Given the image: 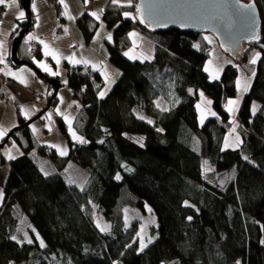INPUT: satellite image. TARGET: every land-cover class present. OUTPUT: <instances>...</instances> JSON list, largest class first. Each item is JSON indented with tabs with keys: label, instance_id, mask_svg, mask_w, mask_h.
<instances>
[{
	"label": "trees",
	"instance_id": "1",
	"mask_svg": "<svg viewBox=\"0 0 264 264\" xmlns=\"http://www.w3.org/2000/svg\"><path fill=\"white\" fill-rule=\"evenodd\" d=\"M251 1L262 17L259 39L245 42L244 50L233 56L236 64H228L218 80L204 69L209 59L205 34L150 29L140 22L135 4L110 2L104 8L102 20L112 30L106 45L120 76L101 98L106 86L102 74L84 66L68 72L73 97L81 103L74 128L88 141L71 140L59 118L71 144L68 156L40 145L28 125L12 131L11 139L22 145L24 154L10 162L4 185L0 264H264V0ZM124 12L132 16L126 18ZM78 21L90 42L99 20L86 13ZM33 24V19L21 22L13 38L21 27ZM134 30L157 42L151 59L124 55ZM25 40L20 53L23 46L37 53ZM254 50L260 58L253 65ZM238 64L253 80L233 122L225 105L238 93ZM200 90L209 95L216 113L203 125L197 107ZM58 99L57 95L51 107ZM158 100L167 107L158 108ZM137 109L155 123L140 119ZM21 121V126L27 122ZM236 123L241 144L225 149ZM134 134L145 138L144 146L127 136ZM35 148L49 155L59 174L44 175L32 155ZM205 161L216 169L215 184L206 177ZM71 162L88 172L82 186L69 183L63 172ZM93 204L111 224L109 232L96 226ZM126 205L142 212L150 206L156 215L153 242L143 251L138 225L126 228ZM24 218L32 228L31 244L18 237Z\"/></svg>",
	"mask_w": 264,
	"mask_h": 264
},
{
	"label": "crops",
	"instance_id": "2",
	"mask_svg": "<svg viewBox=\"0 0 264 264\" xmlns=\"http://www.w3.org/2000/svg\"><path fill=\"white\" fill-rule=\"evenodd\" d=\"M60 3V0H57V3L55 1L50 0H35L36 7L39 14V26L37 27V20L36 15L37 13L33 12L31 10V14L27 13L19 0H17L18 8L16 9H10L6 5H0V39L6 41V50H7V56L5 58L7 68H5L4 64H0V68H5V71H12L17 74L19 73V69H28L30 71H25L23 73V76L27 79V84L21 83L18 79H16L13 76L5 75L4 72H0V127L6 130V135L3 136V138H0V142H2L6 136L15 129L16 126H21L22 121L21 120H31L34 117L37 116L38 112H40L41 109L44 108L46 105V102L48 100V95L51 93V84L47 77L41 76L39 72L43 73V75H47L50 77H58L59 79L65 77H69L68 72L72 67L77 66H84L87 70L95 71L91 65L85 66L84 64H75L73 65L70 63L67 59H64L63 57L72 56L73 53H75L76 59H88L91 60L92 63L99 65L98 73L102 74V70L104 66H108L107 61L105 64L97 63L98 58L102 55H107L108 59L110 60V52H106L108 50L103 51L104 42L106 45L107 40V34L111 33L112 30H110L104 21H102L103 11L104 8L111 2V0H89V2L86 4L85 0H65V4H67V12L69 15L75 17L74 20L68 19V16L64 15L65 7L64 4H61V7L58 4ZM138 1V0H136ZM132 0V4H135V2ZM137 3V2H136ZM122 4L127 5L126 3ZM23 10L26 13V18L21 21L18 19L19 11ZM102 10V12H101ZM96 11L98 14H100V26L97 29V33L100 34V29L104 28L102 31V34L99 35L97 38V33L93 37V39L90 42H85L84 33L81 31L79 27V19L84 16L86 13L90 14L91 12ZM92 16V15H91ZM95 19V17H93ZM29 19H33V26L31 28V32L28 34H35L39 39L29 41L30 45L33 46V48L37 49V53H32L28 51V48L25 49L24 52L20 53L21 56L26 57L30 56V60L32 65L24 64L23 66H16L13 62H11V42L13 38V33L21 26V22H27ZM65 29H67V32H65ZM135 32L137 33L136 37H130V45L125 50L126 52L130 49H133V51L130 53L131 55H143V56H152L156 52V44L154 40L150 39L147 35L139 32L138 30L131 31L130 33ZM27 39V37L25 38ZM43 40L46 44L50 46V49H55L60 54V63L57 64L56 60L52 58V56H46L45 55V49L44 44H41L39 41ZM133 40H135V47L133 45ZM93 44H95V48L98 49V52L102 53V55H98V58L96 61H93L92 58H94L96 55L94 53H90L93 49ZM107 47V46H106ZM33 56V59H32ZM37 59L44 64L48 65L52 72L59 73L58 75H52L50 72L44 71L41 67L37 65L35 62ZM128 57V56H127ZM140 60V59H137ZM110 62V61H109ZM107 72L109 74H114L116 72H119V69L115 65L108 66ZM34 73V75H33ZM103 76V75H102ZM120 76V75H119ZM118 77V76H117ZM115 77V79L117 78ZM68 81V80H67ZM61 89L58 92L59 99L57 100V103L50 109V112L52 114L51 121L47 119L48 113L46 117H43L41 120L37 119L34 124L30 125V128L33 129V126L38 129L39 131L34 133V137L36 140L40 143L42 146L49 145H59L61 148H63L66 151V155H63L64 157L68 156L70 154V141L68 140L67 136H65V140H67L68 146L63 147L61 144H58L56 141L52 140L48 135L42 136L41 133L43 132H58L60 129L59 127V118L63 119L67 129H68V123L65 121L64 116H69L72 119V127L75 130L76 134L78 136L83 137L81 133H79L74 128V123L77 120L78 112H75L72 108V105L75 104V100L73 97V89L70 88L67 89V91L62 94L63 87H67L64 82L61 85ZM72 93V96H71ZM61 97H63V101L67 102L68 109L61 111L57 106L61 102ZM16 106H20L22 109L27 110L29 112V117H25L24 112L22 111L21 114L18 113L16 110ZM21 109V110H22ZM59 110V112L57 111ZM81 109V108H80ZM60 113H63L61 115ZM71 113H74L72 115ZM49 125L51 127V130H49ZM59 127V128H58ZM33 131V130H32ZM60 131V130H59ZM62 131V130H61ZM68 134L70 138L72 139V135L69 132ZM84 138V137H83ZM58 139L61 140V138L58 136ZM14 142V144H13ZM78 142V141H76ZM79 143V142H78ZM52 148V147H51ZM11 150V154L15 157V159L21 155H23L24 150L22 148V145L11 139L10 143L5 146V148H0V204L4 201V185L9 177V173L11 170V164L10 162L15 160H9L7 158L6 153ZM55 150L60 154V151L55 148ZM62 156V155H61ZM5 160V163L2 161ZM40 164L41 168L46 171L45 166L48 165V163H45L43 160ZM72 162L68 165L71 166ZM56 165V164H55ZM47 167H50L47 166ZM57 167V165H56ZM67 168L63 171L65 172ZM47 172V171H46ZM67 172V171H66ZM50 174H59L58 169H50Z\"/></svg>",
	"mask_w": 264,
	"mask_h": 264
},
{
	"label": "water",
	"instance_id": "3",
	"mask_svg": "<svg viewBox=\"0 0 264 264\" xmlns=\"http://www.w3.org/2000/svg\"><path fill=\"white\" fill-rule=\"evenodd\" d=\"M23 9L31 14V0H19ZM254 4V11L242 6ZM136 5H142L145 26L158 32L173 28L186 32L204 34L211 33L217 37L224 50L236 56L244 50V43L255 34L259 37L262 17L256 3H244L242 0H138ZM167 24L166 27L158 26ZM181 24L186 26L181 27ZM31 32V25L21 27L11 43V62L16 66L32 65L31 61L20 56L21 44ZM54 87L48 95L49 106L61 89L59 78H47ZM37 119V117H36ZM34 120L27 121L30 125ZM24 126H19L21 129ZM15 130V129H14ZM11 138V133L0 145L4 148Z\"/></svg>",
	"mask_w": 264,
	"mask_h": 264
},
{
	"label": "rangeland",
	"instance_id": "4",
	"mask_svg": "<svg viewBox=\"0 0 264 264\" xmlns=\"http://www.w3.org/2000/svg\"><path fill=\"white\" fill-rule=\"evenodd\" d=\"M133 1L135 2V5H136V2L137 1L136 0H133ZM243 2L244 3H250V2H253V1H251V0H244ZM103 29L102 28L100 29L101 32H100L99 35L102 34V32H103L102 30ZM204 34H205L204 37L205 36H208L212 40V43L211 44L208 43V45L206 46V53H207V55H209V57H208L209 59L206 62L205 66H204V69L206 67L208 68V71H206V72L210 75V77H211V75H217L218 74L219 79H220L221 76H222V74H223V72H224V70L228 66V64H232V63L236 64V58L233 57L232 55H230L229 53H227L224 50V48L221 46V44H220V42H219V40H218L217 37L213 36L211 33H208V32H205ZM150 39H152V38H150ZM152 40H154V39H152ZM154 42H155L156 47H157V42L155 40H154ZM94 45L95 44H93V46H92L93 47L92 48L93 50L90 51V53H94L96 55L94 58H92L93 61H96V59L98 58V55H102V53L98 52V49L95 48ZM106 46L107 45H105V42H104L103 51L104 50L105 51L108 50L106 52H109V47L108 46L106 47ZM124 47H122V48H124ZM25 49H26L25 46H23L22 47V52H24ZM257 52L258 51L254 50L252 52V55L251 56L253 57L255 55V53H257ZM146 56H148V55H146ZM150 57H152V56H150ZM25 59H27V58H25ZM32 59H33V56H32ZM35 59H36V61H39L37 59V57H35ZM106 61L108 63V66L114 65L113 62H111L108 59V56L107 55L106 56L105 55H102L101 57H99L97 63H100V64L103 63V64H105ZM209 61H211V63H209ZM108 66L106 65L107 70L109 68ZM237 68L239 69V76H238L237 79H240L241 82H242V84H243V82L245 80H248L250 82V86H251V83H252V80H253L252 76L247 75V72H246L245 68H243L241 65L238 64L237 65ZM94 72H98V69H96ZM103 78H104V76H103ZM59 80L61 81V85H62L63 82L65 83V81L68 80L67 83H66V85H68V86L67 87L64 86L63 87V90L61 92L62 94H64L67 91V89H69V77L63 76V78H61ZM104 81H105V79H104ZM105 84H106V86L102 90L103 91H106V95H107L108 93H110V90L113 88V86L115 84L112 83L110 85V87H109V84L106 81H105ZM70 88H71V86H70ZM237 90H238L237 95L234 96V97H230L229 100H239L238 108H236V110L234 112H229L227 110V108H226V110L229 113H231V117H232V121L233 122L235 121V118L238 115V112H239L238 109L240 108V105H241V103L243 101L242 99L245 96V94H247L250 91V87H249V90L247 92H242L241 89H238V88H237ZM201 93H203V98L200 95ZM71 96H72V93H71ZM208 100L211 101L209 95H207L204 91L200 90L199 91V100L197 101L198 102L197 105H200V107L198 108V112H199V122L201 123V115H202V113H203V115L205 117L204 120H203V123H201L202 125L205 124V122L209 119L210 116H212V115L209 114V111L214 112V109H213V106H212L213 103H211L210 105H208L207 104V101ZM73 101H75V104L72 105V108L74 109L75 112H78L79 113L80 110H81L80 109L81 108V103L79 101H77L76 99L73 100ZM157 103H159V105H160L161 108L167 107V103H164L162 100H158ZM68 105H69V103L67 104V102H65V100H64L63 102H60L57 107L61 111H64V110L68 109ZM51 106H52V104L49 106V101L47 100L46 105L44 106V108L41 109L40 112H38V114L36 116L37 119L38 120L39 119L41 120L43 117H46L47 116V113L50 112V109H52ZM233 107H235V106H233ZM16 110L18 111V113L21 114L22 111L17 106H16ZM136 112H137V115H139L140 117L143 116L144 119H146L147 121L148 120L153 121L152 124L155 123L154 118H152L150 115H147L145 111H140V110L137 109ZM71 114L74 115V113H71ZM36 117H34L31 120H34V122H36V120H37ZM34 122L32 124H34ZM24 125H26V124H24ZM30 125H28V126L30 127ZM17 127H19V126H16L15 129H17ZM59 127H60V125H59ZM236 128H237V123H236L235 131L233 132L232 131L233 128H232L228 132V135H227V138L226 139H227V141L230 144H234L236 142V137L237 136H239L240 141H241V134L239 133V131ZM66 129H67V126H66ZM59 130H58V132H56V135H55V132H50V131L43 132V133H41V135L42 136H47L48 135L52 140L56 141L58 144H61L65 148V147L68 146V143H69L67 140H65V136H64V135L67 136V134H65L63 131H61V129H59ZM12 131H15V130L13 129ZM12 131H10V133H12ZM30 131H32V128H30ZM32 133H33V131H32ZM33 135H34V133H33ZM7 136H6V138H7ZM58 136L61 138V140L58 139ZM127 136L130 139H132L133 141H135L136 143H138L137 141H140L142 139V143H143V146H144V144H145V138L144 137H142L140 135H135V134L134 135H127ZM71 140H73V139H71ZM73 141H75V140H73ZM3 142H5V140L2 141L1 143H3ZM7 144H9V143H7ZM138 144L140 145V143H138ZM52 148H54V147H52ZM32 155L34 157V160L37 163L43 164L41 162L44 160L45 163H48L47 166L50 165V167L45 166V169H46L47 172H50V169H56L57 170V167L55 165L56 163L53 162L49 158V155L48 154L46 156H42L38 152V150H36V148H35L33 150V154ZM58 155H60V154H58ZM3 162L5 163V161H2V163ZM204 166H205V168L207 167V168H210L211 169V171H205L206 172V177H208V180L211 183L215 184V182L217 180L216 179L217 177L215 176V173H216L215 172V170H216L215 167L212 166V165H210L208 162H207V165H204ZM66 171L64 173H66V175L68 176V179L71 180V181H73V183H76V184H78L80 186H82L83 184L86 183V181L88 179V176H89L88 175V172H86L83 168L78 167L74 163H72L71 166H68ZM149 208L151 209V211H149ZM125 210H127V211H125ZM93 211H94L93 214H94V218H95L96 225H97V221L99 220V222L101 223V225L107 224V225H110L111 226V224L109 222L105 221L103 215L99 213L98 206L96 204H93ZM124 213H125V224H126V228L127 229L128 228H132L133 225H135V224L138 225V228H139L138 229V233L140 234V235H138V239L140 241L141 236L144 237V243L147 244V247H145V248H148L151 245V243L153 242V239H152V242L151 243H148V238L149 237L153 238L152 237V233H151L152 232V229H153V227H155V226L158 225V222H157V219H156V215L153 212L152 208L150 206H148V207H146V211L142 212L139 208H136V207H134L132 205H126L124 207ZM29 224H30L29 223V220H27L26 218H24L20 222V228H19L20 230H19V234H18L19 239H21L23 241H26L25 240V235H27V237L32 240V232H31L32 228L31 227L30 228L28 227ZM142 226H143V230H142Z\"/></svg>",
	"mask_w": 264,
	"mask_h": 264
},
{
	"label": "snow or ice",
	"instance_id": "5",
	"mask_svg": "<svg viewBox=\"0 0 264 264\" xmlns=\"http://www.w3.org/2000/svg\"><path fill=\"white\" fill-rule=\"evenodd\" d=\"M89 2V0H85V3L87 4ZM60 3L61 4H64V7H65V12L63 13L64 15L68 16V19L70 20H74L75 17L71 16L68 14L67 12V4H65V0H60ZM111 3L113 5H116V6H123L122 5V0H111ZM123 3H126L128 6H131L132 5V0H123ZM0 5H6L8 8L10 9H16L18 8V3H17V0H0ZM137 12L139 13V19H140V22L141 23H144L145 22V19H144V15H143V11H142V5H137ZM250 11H254V8H255V5L254 4H249V5H245V6H242ZM31 10L35 13H37L36 15V20H37V24L36 26L38 27L39 26V14H38V10H37V7H36V3H35V0H31ZM102 12V10H101ZM90 15H92L93 17H95L96 20H100V14H98L96 11H93L90 13ZM123 15L127 18V17H130L132 16V13H129V12H124ZM26 18V13L21 10L19 11V15H18V19H20L21 21H23L24 19ZM133 19H136L137 17L133 16L132 17ZM158 26H162V27H166L167 24H162V25H158ZM186 25L184 24H181V27H184ZM65 32H67V29H65ZM129 36L130 37H136L137 36V33L135 32H132V33H129ZM99 37V33H97V38ZM39 38L35 35V34H29L27 36V39L25 40V44H28L29 41H33V40H38ZM107 39L109 41L112 40V35L111 33H108L107 34ZM204 39L209 43L211 44L212 43V40L208 37V36H205ZM250 39H253V40H258L259 37L255 34H253ZM41 44H44V49H45V55L46 56H52L53 59L56 60L57 64L60 63V54L55 50V49H50V46L48 44H46L43 40H40L39 41ZM133 45L135 47V40H133ZM194 47L196 48H199L200 45L199 44H196L194 45ZM29 53L31 52V49L29 48L28 49ZM133 51V49H130L129 51L125 52L124 55L125 56H128L129 59L131 60H137V59H151L150 56H143V55H140V56H137V55H131L130 53ZM7 50H6V41L5 40H2L0 39V64H4L5 65V68H7V64H6V61H5V58L7 56ZM64 59H67L70 63H72L73 65L75 64H84L85 66H88V65H91V67L96 70L99 68L98 65L92 63L91 60H88V59H76L75 58V53H73L72 56H68V57H63ZM260 58V53L257 52L255 53V55L253 56V58L250 60V64H256L257 60ZM37 63V65L39 67H41L44 71L46 72H50V74L52 75H58L59 73H56V72H52L50 67L46 64H44L43 62L41 61H35ZM209 63H211V61H209ZM5 68H0V72H4L5 75H9V76H13L15 77L16 79H18L21 83H24V84H27V79L23 76V73L25 71H30L28 69H19V73L20 74H17L15 72H12V71H5ZM205 71H208V68L206 67L205 68ZM34 75V73H33ZM102 75L104 76V79L105 81L109 84V87L112 83H115V77L119 76L120 73L119 72H116L114 74H109L107 72V68L106 66H104L103 70H102ZM255 75V72H253V76ZM211 78L212 79H219V76L218 74L217 75H211ZM67 83V81H65V84ZM236 84H237V88L238 89H241L242 92H247L249 90V87H250V82L248 80H245L242 84L241 80L238 79L236 81ZM191 91V90H189ZM100 97L103 98L105 95H106V91H101L99 93ZM201 97L203 98V93L200 94ZM61 102H63V98L61 97ZM212 102L210 100L207 101V104L210 105ZM238 105H239V100H229L227 102V105H225V107L227 108V110L229 112H234L236 110V108H238ZM235 106V107H233ZM157 107L159 108L160 105L159 103H157ZM197 107L199 108L200 105H197ZM162 111H166L167 109H161ZM22 111L24 112V115L25 117H29V112L27 110H24L22 109ZM57 111L59 112V110L57 109ZM253 114H255V111H256V106L254 105L253 106ZM61 115H63V113H60ZM209 114L212 115V116H215L216 113L214 112H211L209 111ZM51 118H52V114L51 113H48V116H47V119L49 121H51ZM140 119H144L143 116L139 117ZM204 115L202 113L201 115V123H203V120H204ZM64 119L65 121L68 123V129H69V132L71 133L72 135V139L75 140V141H78L79 143L81 144H84V143H88V141H86L83 137L81 136H78L75 132V130L73 129L72 127V119L73 118H70L69 116H64ZM148 123L151 124L153 123V121L151 120H148ZM33 132L36 133L38 132L39 130L36 129L34 126H33ZM49 130H51V127L49 125ZM158 131H163L162 129H158ZM232 131L234 132L235 131V127H233ZM6 135V130L3 129L2 127H0V138H3V136ZM138 143H140L141 146H143V143H142V139L140 141H137ZM100 143H103V141H100ZM240 138L239 136L236 137V142L234 144H230L227 139L225 140V144H224V148L227 149V148H230V147H239L240 146ZM14 144V142H13ZM51 147H54V148H57L59 151H60V155H66V151L61 148L59 145H52ZM7 158L9 160H12V159H15V157L11 154V150H9L7 153ZM244 160H248V157L245 156L243 157ZM205 165H207V161L204 162ZM126 168V170L128 172H132L133 169L131 168H127V166H124ZM41 171L44 173L45 176H48L49 173L44 171L43 168H41ZM205 171H211L210 168H205ZM116 180H120L121 179V176L119 174L116 175L115 177ZM69 183H73V181L69 180ZM187 201H185V205H187ZM127 211V210H125ZM149 211H151V209L149 208ZM189 220H191L192 218L191 217H188ZM99 230L101 232H109L110 231V225H107V224H104V225H101V223L99 222V220L97 221V225H96ZM142 230H143V226H142ZM138 235H140L138 233ZM37 238L39 239V234H37ZM13 240H16L17 238L15 236L12 237ZM152 239L151 237L148 238V243H151L152 242ZM25 240L27 243L31 244L33 243V241L31 239H29L27 237V235H25ZM21 243H23V241H21ZM262 243H264V241H262ZM140 244H141V247H140V250L143 251V249L145 247H147V244L144 243V237L141 236L140 238ZM40 246L41 247H45V244H44V241L42 239H40Z\"/></svg>",
	"mask_w": 264,
	"mask_h": 264
},
{
	"label": "built area",
	"instance_id": "6",
	"mask_svg": "<svg viewBox=\"0 0 264 264\" xmlns=\"http://www.w3.org/2000/svg\"><path fill=\"white\" fill-rule=\"evenodd\" d=\"M51 1H55V3H57V0H50ZM52 3V2H51ZM53 4V3H52ZM58 4H59V1H58ZM59 6L61 7V4H59ZM0 19H1V15H0ZM125 45L123 44L122 47H124ZM35 51V49L33 50ZM210 51V50H209ZM20 110L22 109L20 106H17ZM22 111V110H21Z\"/></svg>",
	"mask_w": 264,
	"mask_h": 264
}]
</instances>
